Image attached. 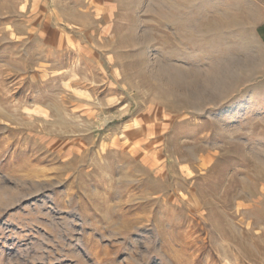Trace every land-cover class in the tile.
I'll return each mask as SVG.
<instances>
[{
    "label": "rangeland",
    "instance_id": "374dc122",
    "mask_svg": "<svg viewBox=\"0 0 264 264\" xmlns=\"http://www.w3.org/2000/svg\"><path fill=\"white\" fill-rule=\"evenodd\" d=\"M258 18L0 0V264H264Z\"/></svg>",
    "mask_w": 264,
    "mask_h": 264
},
{
    "label": "crops",
    "instance_id": "0c3cea01",
    "mask_svg": "<svg viewBox=\"0 0 264 264\" xmlns=\"http://www.w3.org/2000/svg\"><path fill=\"white\" fill-rule=\"evenodd\" d=\"M258 6L259 18L255 24V34L261 45L264 46V0H253Z\"/></svg>",
    "mask_w": 264,
    "mask_h": 264
},
{
    "label": "bare ground",
    "instance_id": "6f19581e",
    "mask_svg": "<svg viewBox=\"0 0 264 264\" xmlns=\"http://www.w3.org/2000/svg\"><path fill=\"white\" fill-rule=\"evenodd\" d=\"M103 223H101V225H102ZM96 236V235H95Z\"/></svg>",
    "mask_w": 264,
    "mask_h": 264
}]
</instances>
